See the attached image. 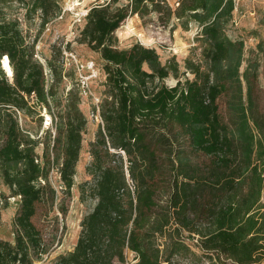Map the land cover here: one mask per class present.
I'll use <instances>...</instances> for the list:
<instances>
[{
  "label": "trees",
  "instance_id": "16d2710c",
  "mask_svg": "<svg viewBox=\"0 0 264 264\" xmlns=\"http://www.w3.org/2000/svg\"><path fill=\"white\" fill-rule=\"evenodd\" d=\"M117 1L91 5L78 33L80 42L99 54L105 74L98 104L101 122L88 144L91 160L85 170L90 179L79 184L80 200L96 201L79 223L73 249L59 254L52 264H114L125 261L126 251L134 254L129 264L192 261L194 251L175 232L181 184L192 178L196 153L228 150L215 107L218 91L212 85L209 58L214 51L233 45L224 26L234 0H176L175 7L166 0H126L111 8ZM150 13H156L163 24L176 18L184 29L196 22L209 44L206 67L187 58L185 67L193 77L168 86L164 79L170 73L178 78L174 57L162 63L153 47L138 42L117 48L114 32L123 21ZM61 53V47H56L46 60L52 75L48 83L34 44L27 42L17 21L7 19L0 9V63L6 56L11 67V79L0 67V160L23 162L26 171L43 169V162L46 169L42 185L27 184L17 193L14 242L0 238V264H33L46 252L32 217L38 203L54 201L49 169L57 164L66 194L74 183L86 118L78 107L77 88L68 92L64 103L57 96L61 70L56 71V63ZM31 95L34 105L45 108L54 120V137L46 145L43 161H35V141L19 127L15 116V111L33 110Z\"/></svg>",
  "mask_w": 264,
  "mask_h": 264
},
{
  "label": "rangeland",
  "instance_id": "374dc122",
  "mask_svg": "<svg viewBox=\"0 0 264 264\" xmlns=\"http://www.w3.org/2000/svg\"><path fill=\"white\" fill-rule=\"evenodd\" d=\"M105 1L0 0L3 16L16 20L27 42L34 44L35 56L46 70L48 83L52 75L46 60L51 58L54 48L61 47L56 71L61 70L57 96L62 103L68 92L76 89L74 67L63 49L72 52L77 60H93L99 69L98 78L90 84L92 96L78 94V107L86 118V128L70 193L59 188L55 163L47 174L55 189L54 201L36 205L32 221L39 229L46 252L33 264H52L59 254L71 251L80 231L79 223L96 201L90 197L81 201L79 184L90 179L85 170L91 160L88 144L94 140L99 125V117L94 116V101L95 97L99 101L102 98L105 74L99 54L80 42L78 33L84 25L81 19L84 10ZM166 1L172 7L177 5L176 0ZM125 3L126 0H118L111 3V8ZM224 33L233 45L211 53L209 65L212 85L218 91L215 107L228 150L196 153L192 158V178L181 184L182 203L175 214V232L195 253L192 261L180 258L182 264H264V0H234ZM114 36L117 48L138 42L153 47L162 63L174 57L178 78L170 73L164 79L168 86L177 79L193 77L185 67L187 58L206 67L204 55L209 44L202 38L196 22L191 21L184 29L176 18L163 24L156 13L144 18L133 15L123 21ZM3 63L4 59L0 67L11 79V67L7 69ZM34 102L31 95L33 110L15 111V116L19 127L35 141L37 160L43 161L46 145L50 146L54 137V120ZM51 109L57 115V109ZM41 166L43 169L26 171L23 162L0 160V238L5 239L9 233L14 242L13 216L20 202L17 193L27 184L44 183L43 162ZM133 257V252L126 251L125 261L114 264H129Z\"/></svg>",
  "mask_w": 264,
  "mask_h": 264
},
{
  "label": "built area",
  "instance_id": "2783aa9c",
  "mask_svg": "<svg viewBox=\"0 0 264 264\" xmlns=\"http://www.w3.org/2000/svg\"><path fill=\"white\" fill-rule=\"evenodd\" d=\"M87 12H88V9L84 10V12L81 14V19H84ZM81 19L79 17L78 20H81ZM63 54L66 56L67 59L70 60L71 58V63H72V66L74 67V71L76 75L75 81H76V88L78 90V94L83 97L92 96L91 88H90L91 81L98 78L99 76V69L95 65L94 61L93 60H85V61L77 60V58L75 57V55H73L72 52H66L65 49H63ZM45 74H46V70H45ZM94 102L96 106L94 116L96 119H98L99 117V114H98L99 98L95 97ZM99 122H101L100 117H99ZM35 161H38V160L35 159ZM57 179L59 180L58 172H57ZM59 188H61V185Z\"/></svg>",
  "mask_w": 264,
  "mask_h": 264
},
{
  "label": "bare ground",
  "instance_id": "6f19581e",
  "mask_svg": "<svg viewBox=\"0 0 264 264\" xmlns=\"http://www.w3.org/2000/svg\"><path fill=\"white\" fill-rule=\"evenodd\" d=\"M132 22H133V21H132ZM128 23H130V25L132 24L130 20H129ZM3 65H4L7 69L10 68V65H9V63H8V60H7V57H6V56H4V63H3Z\"/></svg>",
  "mask_w": 264,
  "mask_h": 264
},
{
  "label": "crops",
  "instance_id": "0c3cea01",
  "mask_svg": "<svg viewBox=\"0 0 264 264\" xmlns=\"http://www.w3.org/2000/svg\"><path fill=\"white\" fill-rule=\"evenodd\" d=\"M13 234V233H12ZM7 237L4 240H8L10 242H12V237L9 235V233L6 235ZM3 239V238H2Z\"/></svg>",
  "mask_w": 264,
  "mask_h": 264
},
{
  "label": "water",
  "instance_id": "95a60500",
  "mask_svg": "<svg viewBox=\"0 0 264 264\" xmlns=\"http://www.w3.org/2000/svg\"><path fill=\"white\" fill-rule=\"evenodd\" d=\"M3 59H4V57H3ZM1 63H2V60H1Z\"/></svg>",
  "mask_w": 264,
  "mask_h": 264
}]
</instances>
